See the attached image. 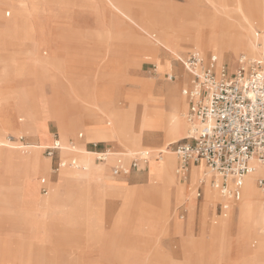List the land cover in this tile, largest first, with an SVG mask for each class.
Wrapping results in <instances>:
<instances>
[{"label":"rangeland","instance_id":"rangeland-1","mask_svg":"<svg viewBox=\"0 0 264 264\" xmlns=\"http://www.w3.org/2000/svg\"><path fill=\"white\" fill-rule=\"evenodd\" d=\"M138 1L144 2L153 11L135 16L139 14L134 15L126 7L132 15L130 20L106 2H99L96 6L90 0H0V141L5 142L0 148L14 145L13 150L22 158H28L37 147L33 145L39 143L25 127L31 126L35 133L48 131L52 134V140L58 139L60 133V140L63 141L60 127L63 121L70 125V130H75L70 141L83 142L86 135L90 138V132L86 130L87 119L95 116L92 110L96 106L90 102L84 103L72 94L73 88L79 90V83L83 84L87 79L88 84L98 89L115 88L114 100L109 103L99 101L100 105L105 106V114L102 113L105 118L112 115L115 97L120 99L128 88L138 92L144 87L142 84L145 80L157 82V87L151 93L163 109L165 107L168 112L183 111L186 98L182 88L185 85L176 83L177 77L169 80L168 76L174 74L182 78L185 66L179 59L196 49L186 44L185 51L179 52V55L164 54L162 50L156 56L149 52L141 53L140 56L138 53L133 54L127 38L128 34H136L132 22L136 25L138 22H149L150 29L156 31L160 27L158 14L164 17V7L173 3L183 6L179 11L187 16L184 25L190 29L203 12L217 9L234 12L240 4L239 0H228L227 7L216 0H194L190 2L192 7L189 0ZM213 54V51H209L204 55ZM239 56L240 53L235 59ZM166 60L170 63L169 71L163 69ZM224 63L230 67L228 58ZM65 70L73 75L71 80L63 74H66ZM101 71L103 78L95 81L94 85L89 75ZM142 78L145 80L138 82ZM115 81L118 82L114 84ZM164 82L170 84L164 88ZM40 99L48 104L47 119L41 114ZM10 115L18 121V127L4 123L3 118ZM34 115L39 122L32 119ZM153 121L154 125L150 129L159 131L156 143L146 140L129 148L119 139L109 143L85 141V148L94 152L105 149L113 152L130 151L134 153L131 158L137 157L150 146H154L155 150L164 148L166 139L160 130L164 127V120L155 118ZM43 125L46 127L44 130H35ZM142 131L140 128L135 134L140 135ZM177 141L170 145L172 150ZM22 145L28 146V154L22 153ZM39 149L42 162H46V159L51 161L48 172L43 169L22 171L0 159V264H264V253L252 236L249 220L239 230L234 228L222 235L213 234L212 229L224 221L227 211L221 215L217 211V204L223 200L209 205L204 223V194L197 198L192 238L198 246L191 254L182 245V240L188 236L190 216L189 203L186 201L178 203L176 207V218L182 224L179 229L175 228V234L166 226L161 227V220L154 226L153 219L141 211L131 216L133 202L121 217L120 229L111 230L112 219L121 205V198L103 196L89 187L88 182L96 178L92 174V165L86 167V170H78L76 165H71L69 173L80 174L75 179L69 174L63 175L61 166L57 176L52 170L60 157L62 160L66 158V150L61 147L60 153L56 152L51 159L45 154V148L39 146ZM87 155L93 157L97 164L102 162L93 153ZM107 162L106 159L98 165ZM193 170L190 171L186 186L187 194L196 195L197 188L191 177ZM208 170L206 168L205 171ZM109 172L115 177L129 178L130 181L136 172L144 171L132 168L128 174L114 175L109 167ZM28 175L40 183V191L44 196L38 185L31 188L26 185ZM212 175L214 178L217 176L213 172ZM42 178H47L50 187L45 191ZM50 179L57 181L50 183ZM160 181L157 171L154 178L141 186V189L147 190L151 197L159 196L156 185ZM130 182L134 184V180ZM151 199L145 201L151 205H159L162 201L157 199L154 203ZM122 200L124 203V198ZM112 202L115 207H111ZM23 208H28L25 214ZM211 208L213 211L209 215ZM35 209H42V212L38 214ZM102 215L105 219L103 225ZM174 220L172 218L171 223ZM204 226L206 234L203 237ZM109 236H119L117 243H107L106 237Z\"/></svg>","mask_w":264,"mask_h":264},{"label":"bare ground","instance_id":"bare-ground-1","mask_svg":"<svg viewBox=\"0 0 264 264\" xmlns=\"http://www.w3.org/2000/svg\"><path fill=\"white\" fill-rule=\"evenodd\" d=\"M190 2H193V0H189L188 3ZM216 2L226 7L229 4L228 0H216ZM239 3L240 4H238L234 12L221 9H217V11L203 12L200 16V19L194 23V27L190 29L186 27L182 35V39L185 42L192 44L194 50L196 49V51L202 52L203 55L209 51H213L224 61L226 58H228L230 61L231 70L235 69L236 63L241 56H247L250 59L260 60L264 63V0H239ZM192 6L193 5L191 4V7ZM124 10V16L132 20L131 13L126 9ZM137 25L151 35H158L159 26L156 31H154L150 29L149 22H138ZM175 28L176 27H173V29ZM164 29L171 30L170 23H164ZM166 45L173 49L172 51L177 53V51H175L177 48L176 40L171 43L166 41ZM239 53L240 56L236 60L235 56ZM221 64L223 63L218 62V65ZM165 70H170L169 61H166ZM63 74L68 76L67 74L69 73L65 74L63 72ZM169 84L170 83L164 82L162 85L164 88H166V85ZM78 89L79 90L73 88L72 94L86 102L93 103L96 106L95 109L92 110L95 116L88 118L86 125V130L90 132L91 139L105 138L109 141L119 139L118 141L122 140L130 148V146H136V144L132 141V137L137 129V116L140 110H142V113L146 116L148 123L154 122L153 118L155 117V114H159V116L164 115V137L166 139L164 148L160 147L158 150H155L156 148L154 146H150L141 153L146 154L148 160L147 163L152 159H163L165 163L164 178H174V170L168 166V161L169 159H172L176 162L177 156L176 153L171 149L170 145L174 141L184 137H190L193 126L196 124H193L187 119L186 112L188 111V104L186 101L184 103L182 112L176 111L162 113L160 111L163 109V107L155 100V97L150 93V90L141 88V91H138L128 97L129 101L125 107L119 108L117 103L113 105L111 109L112 115L108 116V118H105L103 115L105 114V106L100 105L99 101L109 103L114 98L115 88L98 89L86 82L83 84L79 83ZM7 117L3 118L6 125L11 124L10 126L14 128L19 126L18 121L12 118L13 116L10 115ZM32 119L37 122L36 120H38V117L34 115ZM106 119H108L109 122H107ZM40 124L42 123H39L38 125ZM68 126L70 125H67V123L64 121L60 123L63 141L56 140L63 150H66V158L62 160L63 175L71 174L69 173V171L72 169L71 165H76L79 168L78 170H86L85 168L90 166L89 162L82 163V158L85 154L87 155V153L91 152L86 151L79 143H72L68 140V134L70 131ZM40 127L41 128L37 129L35 127L34 128L36 131L44 130L46 128L44 125ZM141 129L145 131L142 133L145 141H157V139L153 137V132H150V126L142 125ZM0 143H3L0 145H5V142L3 141H0ZM13 146L14 145H7L8 148H0L1 160L8 163L9 166L22 171H29L31 169L36 171L40 170L39 167H41L40 161H42V155L38 146L35 148L34 153L28 158H22L15 150H13ZM22 148L23 154H28L30 152L28 150V146L22 145ZM105 151L106 159L110 161L111 154L107 152V149H105ZM160 151L163 153L159 154ZM125 154L126 156L132 157L134 153L132 154V152L127 151ZM96 155H98V152H96ZM252 165L254 169L245 176L243 185L241 187L242 195L238 201L227 199L215 187L213 180H219V177L216 176V178H214L211 170H208L207 172L205 171L204 175L201 176L202 166L199 165L200 176L198 184L204 182L206 186L203 189V221L206 223L209 205L217 204L220 200H229V208L226 210V218L220 225L214 226L212 229V231H214L213 234L222 235L223 233L230 232L234 228L239 230L243 223L246 220H249L251 223L252 236L256 244H258L260 250L264 253V188H261L258 184V179L264 177V166L255 159L252 161ZM43 170L48 172L50 167L47 166L46 168L45 166ZM160 182L158 185H156L159 196L151 197L148 195L147 190L140 189L134 192L130 197L124 198L121 217L126 214L128 206H130V203L133 202V205L131 206L133 210L130 214L131 216H134L136 213L141 211L146 216L150 217L151 220L153 219L154 226L157 222H159V220H161V227H165L167 219L170 218V206L168 203H164L163 200L160 201L161 203L159 205H156L157 203H155L157 202V199H162L160 194ZM148 198L149 200H153L155 204L151 205L150 203H147L145 200ZM184 198L182 197V199L179 201V204H182V202L185 201L189 203L190 219L193 215V208L196 204L197 195L192 194L191 197H188L187 199ZM121 217L119 222H121ZM175 224L177 229H179L180 224H182L179 222V219L176 218V214ZM205 234L206 226H204L203 237ZM106 238H108L107 243L114 244L117 243L119 236H109ZM182 245L187 248L188 254H191V251L195 250L198 246L197 242L192 238V229L190 227L188 228L187 238L182 240Z\"/></svg>","mask_w":264,"mask_h":264},{"label":"built area","instance_id":"built-area-1","mask_svg":"<svg viewBox=\"0 0 264 264\" xmlns=\"http://www.w3.org/2000/svg\"><path fill=\"white\" fill-rule=\"evenodd\" d=\"M181 61L190 75L189 85L182 89L188 102L187 119L196 124L190 137L176 142V173L187 180L191 165L203 163L219 177L213 180L215 187L232 200L239 197L245 176L254 169L252 161L264 166V63L241 56L231 70L226 64L218 65L217 56L207 58L198 51ZM174 78L169 74V80ZM59 148L57 142L46 147V155L54 157ZM96 159L106 160V151H99ZM147 161L146 154L140 153L127 167L119 158L112 172L128 174ZM258 184L264 188V177ZM197 196L202 193L198 191ZM229 200L221 211L228 210Z\"/></svg>","mask_w":264,"mask_h":264},{"label":"crops","instance_id":"crops-1","mask_svg":"<svg viewBox=\"0 0 264 264\" xmlns=\"http://www.w3.org/2000/svg\"><path fill=\"white\" fill-rule=\"evenodd\" d=\"M90 1L92 2V4H94L96 6H97V4L99 2H106V4L111 6L116 12L120 13L122 16H124L123 12H125L124 9L126 7H128V9L134 15L135 14H139V15H135V16L146 15L147 13H150L151 11H153L147 4H145L144 2L138 1V0H90ZM181 8H183L182 5H174L173 3H170L168 5V7H164V17L160 16V14L157 13L158 14V23L160 24V27L158 28L159 32H158L157 36L147 33L141 27L137 26L134 22H132L134 27H135L136 34L135 35L134 34H128L127 35L128 41L130 42L129 48L131 50V53H133V54L134 53H138V55L140 56L141 53L149 52L150 55L156 56V55H160L161 54L160 51L162 50L164 52V54L165 53H167V54L170 53L172 55H176L179 52H184L185 51V45L186 44L193 48L192 44L187 43V42H185L182 39L183 32H184L185 28L187 27V26L184 25V21L187 19V16L183 15L182 13H180L179 10ZM164 23H170L171 30L164 29ZM173 27H176V28L173 29ZM175 40L177 42V48L175 50V51H177V53L172 51L173 49H171L169 46L166 45V41H169L171 43V42H174ZM135 55H137V54H135ZM188 55H186L184 58H180L179 60L181 61L182 59H185ZM213 55L217 56L219 63L226 64V63H224L225 61L222 60L218 55H216V54H213ZM204 56L208 58V57H210L212 55H210V56L204 55ZM132 57H134V56H132ZM165 65H166V62H165ZM165 65L163 63V69L164 70H165ZM236 65H237V63H236ZM169 66H170V63H169ZM65 71H66V73H69V74H67L68 76H65V77L70 78V80H71L73 75L70 72H68L67 70H65ZM89 76L94 81V85H96L95 81L101 80L103 78V72L101 71L100 73H93V74H90ZM175 77H177V82L180 83V84L181 83L184 84L185 87L187 85H189V83H190V75L186 71V69H185V72H184L182 78H180V76H175ZM141 80H145V79H143V78L142 79H138V82H141ZM87 81H88V79H87ZM86 82H84V83H86ZM117 82L118 81H115L114 84H116ZM142 85H144V87H142V89H149L150 93H151V90L154 87H157V82L155 80H145V82ZM128 91L127 92H123L122 95H121L122 97L120 99H116V97H115L116 103H117V105H119L118 106L119 108L125 107L127 105L128 101H129L128 97L133 95V94H135L137 92V91L133 90L132 88H128ZM139 91H141V89ZM114 94H115V92H114ZM41 100L42 99H40V101H39L40 111H41V114H42L43 118L47 119L49 117L48 104L43 103ZM81 100H83V99H81ZM185 101H187V99H185ZM83 102H84V100H83ZM44 104H46V105H44ZM187 104H188V102H187ZM160 112L164 113V112H168V111L164 107V109H162ZM137 117L138 118H137V129H136V131L138 129H140L142 127V125L150 126V127H152L154 125L152 123H148L147 122L146 116L142 113V110L139 111ZM155 118L156 119H160L161 118V120H164V115L163 116H159V114H155V117L153 118V120ZM25 128L29 131L28 133H30L33 136H35L36 139L38 140L39 145H33V146H38V147L42 146V148L46 149V147H48V146H53L57 142L56 140L60 141V138H61L60 133H59V138L58 139L52 140V134L50 132H48V131H38V132L35 133V132L32 131L31 126H26ZM160 130L163 131V135H164V127H162ZM136 131L133 134L132 141L136 145H138V144L140 145L141 142H145V138L142 135V133L145 132V131L143 130L140 135H136L135 134ZM155 131L150 130V132L151 133L153 132L152 134L158 140L159 131H156V132ZM74 132H75V130H70L69 131V134H68L69 138L72 135H74ZM69 138H68V140H69ZM179 140H181V139H179ZM51 141H53L52 142L53 144L50 145ZM85 141L95 142V143L96 142H107V143L111 142V141H109L108 139H105V138L91 139L87 135H86ZM85 141L76 142V143H79L82 147H84V149L86 151L93 153V156L96 155V152L90 151V150L85 148V144H86ZM70 142H72V141H70ZM72 143H74V142H72ZM58 151L60 153L61 146H60L59 149L56 150V152H58ZM40 152H41V149H40ZM107 152L111 154V160L109 162L105 163V164L98 165V164H101L102 162H99L97 164V162L94 161L93 157H91L90 155H86V154L82 158V163L89 162L90 165H93L92 166V171H93L92 174L96 178L94 180H91V181L88 182V185H89V187L91 189H93L98 194H102L103 196H108V197L109 196H117V197L121 198V205L117 208V211H116V213H115V215H114V217L112 219L111 230H119L120 229V227H119L120 226V222L119 221H120V217L122 215L121 214L122 213L121 212V208H122V205H123L122 198L130 197L134 192H136L137 190L141 189L142 188L141 186H143L147 181L152 180L154 178L156 172L158 171L159 172V176H160V180H161V182H160V184H161V189H160L161 198L164 201V203H168L169 206H170V213H169L170 218H168L167 221H166V228H168L169 231H173V233H174L175 228H176V224H175V220L172 223H171V220H172V218L175 219V212H176V208L175 207H177V205H178L179 201L182 199V197L183 198L185 197L184 199H187L188 197H191V195H192V194H187V186H186L187 180L181 179L179 177V175L176 173L177 161L175 162L172 159H169V161H168V166L170 168H172L174 170V173H175V176H174L173 179H165L164 178V166H165V163H164L163 159L162 160L159 159V161H151L150 160L147 164H141L137 169L135 168V170H140V171L143 170L144 172H136L132 176L133 179L132 178L130 179V181L134 180V184H133V182L131 184V182L129 181V178H125L124 176H118V177L113 176L109 172V167H111V169L113 171V167H114V165L117 164V161H118L119 158H123L124 163L128 167V166L131 165V161H132L133 158H131L129 156H126L124 154L126 151H124V152H113L110 149H107ZM45 154H46V152H45ZM49 158L53 159L54 157H49ZM61 160H62V158L60 157L58 159V162L56 163V166L52 170L53 173L56 174L57 176H59L58 174H60V168L61 167L58 170H56V168L61 163ZM50 162L51 161L49 159H46V162L45 161H43V162L40 161V166L41 167H39V169L41 170V169L45 168V166H46V168H47V166L51 167L50 166L51 165ZM93 163H95V164H93ZM200 165L202 166V170H201V176H202L205 173L206 167H205V165L203 163L200 164ZM191 169L192 170L194 169L192 171L191 177L194 180L193 181L194 182V187L197 188L196 195H197L198 191H200L202 193V196H203V194H204V190L203 189L206 186H205V183H203V184L199 183L198 184L199 176H200L199 175V165H196V166H192L191 165L190 171H191ZM69 175H70V177H72V179L78 178L80 176V174H74V173L69 174ZM42 179H46V182L43 183V189L50 188L48 186V184H47V178H42ZM42 179H41V182H42ZM57 180H58V177H57ZM57 180H51L50 179L48 181H50V183L51 182L55 183ZM25 183L30 188L33 187V186H37L38 185V189L40 191L41 185H40L39 182H37L36 178H34L33 176H29V175L26 176ZM241 187L239 188V192H240L239 197L232 199V201H238L241 198V195H242ZM29 191L32 192L31 189H29ZM29 194L32 195V193H29ZM41 194H42V192H41ZM42 196H44V195L42 194ZM197 198H198V196H197ZM225 202H227V200L226 201L223 200L222 202H219L217 204V211L219 210V214L220 215L226 212V211H221V205L223 203H225ZM111 207H115L114 202H112ZM196 208H197V199H196V204H195V206L193 208L194 209L193 215L189 219L188 225H187L188 228L190 227L191 229H192V226L195 223V219H196ZM27 209L28 208H23L22 209L23 213ZM35 211L39 214L40 212H42V209H35ZM212 211H213V209L211 208L209 210V215H211ZM200 212H201V206H200ZM80 217L83 218L82 215H80ZM199 221H200V224H201L200 213H199ZM104 222H105V219H104V216L102 215V225L104 224ZM103 228H104V226H103ZM162 246H163V243H162Z\"/></svg>","mask_w":264,"mask_h":264}]
</instances>
